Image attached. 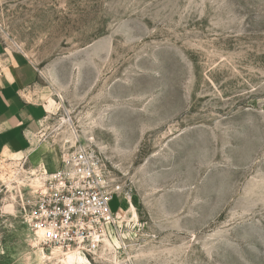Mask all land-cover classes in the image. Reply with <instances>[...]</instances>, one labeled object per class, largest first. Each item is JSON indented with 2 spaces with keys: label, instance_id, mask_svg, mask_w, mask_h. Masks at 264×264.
<instances>
[{
  "label": "rangeland",
  "instance_id": "obj_1",
  "mask_svg": "<svg viewBox=\"0 0 264 264\" xmlns=\"http://www.w3.org/2000/svg\"><path fill=\"white\" fill-rule=\"evenodd\" d=\"M0 46L48 105L0 158V264H264V0H0ZM78 145L117 214L44 250L26 214Z\"/></svg>",
  "mask_w": 264,
  "mask_h": 264
},
{
  "label": "built area",
  "instance_id": "obj_2",
  "mask_svg": "<svg viewBox=\"0 0 264 264\" xmlns=\"http://www.w3.org/2000/svg\"><path fill=\"white\" fill-rule=\"evenodd\" d=\"M44 182L26 214L27 225L44 250L58 247L91 251L99 228L112 222L109 204L117 189H107L94 149L78 145L59 159L53 172H42ZM120 209V208H118ZM119 211V210H118Z\"/></svg>",
  "mask_w": 264,
  "mask_h": 264
},
{
  "label": "crops",
  "instance_id": "obj_3",
  "mask_svg": "<svg viewBox=\"0 0 264 264\" xmlns=\"http://www.w3.org/2000/svg\"><path fill=\"white\" fill-rule=\"evenodd\" d=\"M38 78L28 59L0 46V158L4 152L13 156L34 150V130L48 112L47 103L40 102Z\"/></svg>",
  "mask_w": 264,
  "mask_h": 264
}]
</instances>
